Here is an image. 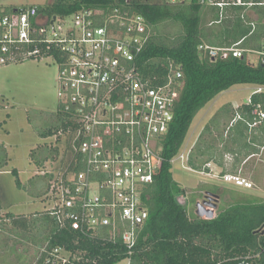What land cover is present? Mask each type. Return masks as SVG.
I'll use <instances>...</instances> for the list:
<instances>
[{"label":"built area","instance_id":"obj_1","mask_svg":"<svg viewBox=\"0 0 264 264\" xmlns=\"http://www.w3.org/2000/svg\"><path fill=\"white\" fill-rule=\"evenodd\" d=\"M130 1L125 0L107 15L101 9L82 8L71 15L48 16L39 13L37 6L0 14V66L52 58L58 66V108L73 123L54 139L65 138V134L73 136V151L78 156L74 164L81 169L61 173L51 182L46 195L50 207L46 211L82 235L93 237L106 229L108 238L120 240L125 248V264H134L131 256L137 236L148 220L146 189L161 168V140L173 122L183 78L178 66L171 68L162 85L155 86L140 74L137 59L151 31L145 18L131 11ZM164 3L213 8L218 17L211 24H219L233 9H241V18L245 19L253 15V9L264 7V0ZM246 23L252 33L255 18ZM243 40L221 47L201 44L198 50L211 61L245 57L251 66L264 63V41L260 49L248 50L241 47ZM263 93L264 87L256 86L245 104L232 102L235 117L231 125L244 120L245 106L251 107L252 120L246 121L249 130L263 125L264 103L252 100ZM190 153L191 149L179 151L171 164L175 160L187 163ZM219 177L238 187H254L240 174ZM177 202L185 206L187 198L180 196ZM192 212L187 210L190 220ZM70 257L63 248H55L43 264H78ZM237 264L251 262L245 257Z\"/></svg>","mask_w":264,"mask_h":264},{"label":"trees","instance_id":"obj_2","mask_svg":"<svg viewBox=\"0 0 264 264\" xmlns=\"http://www.w3.org/2000/svg\"><path fill=\"white\" fill-rule=\"evenodd\" d=\"M50 2V3H49ZM39 7L41 14L66 16L85 9H101L107 15L114 7L121 6L125 0H50ZM131 11L142 15L149 25L151 36L137 59L138 71L153 85H162L172 67L182 71L180 99L174 110V119L168 133L161 140L162 165L152 184L146 189L145 203L148 220L139 231L131 259L134 264H237L241 258L248 257L251 264H264V199L250 194L237 195L235 203L228 208L219 209L212 219H193L187 215V205L182 206L177 198L183 191L174 182L171 173V160L179 153L191 123L198 112L212 99L235 85H254L264 87V63L251 66L246 58L211 61L198 47L231 46L244 39L241 47L248 50L260 49L264 41V7L251 12L253 15L241 18V9H233L229 16L219 24H211L218 17L213 8L196 4H165L161 0H131ZM13 10V9H12ZM0 10V14L12 11ZM256 20V28L251 32L246 23ZM174 25L178 28L171 36L163 34L162 26ZM254 103H264V93L252 97ZM250 106L242 109V122L251 121ZM230 120L231 112L221 110L215 117ZM219 120L212 119L203 129L202 136L208 134L211 142L214 129H219ZM226 125V124H225ZM73 123L60 108L56 111V124L40 132L42 138L54 137L59 131L66 132ZM1 127V124H0ZM64 153L61 170L78 172V156L73 151L76 144L71 134H65ZM220 136V135H219ZM61 138L57 137V141ZM198 152L190 155L188 166L201 168L207 161L202 157L204 150L212 144L197 142ZM252 148L264 147V127L261 136L250 139ZM195 147V148H196ZM46 155L36 164L42 166L46 160H55L59 149L46 148ZM258 154L250 152L248 157ZM0 162V166H1ZM6 164L5 160L3 165ZM16 175V171H13ZM225 173L234 172H221ZM49 177V176H47ZM18 185H20L17 179ZM192 202V201H191ZM36 216V215H35ZM42 225L47 229L44 242L38 246L34 264H43L48 254L55 248H63L78 264H117L127 257L120 240H110L107 230L98 231L96 236L82 235L59 223L47 211L38 214ZM12 223L24 230L33 231L35 224H28L25 216H6ZM2 227V226H0ZM30 227V228H29ZM4 229V228H3ZM23 231V232H24ZM25 235V234H23Z\"/></svg>","mask_w":264,"mask_h":264},{"label":"rangeland","instance_id":"obj_3","mask_svg":"<svg viewBox=\"0 0 264 264\" xmlns=\"http://www.w3.org/2000/svg\"><path fill=\"white\" fill-rule=\"evenodd\" d=\"M49 1L0 0V10L43 7ZM162 30L165 36H171L178 28L170 24L162 26ZM57 77L58 66L50 57L0 66V162H6L0 166V264H34L38 246L45 239L47 228L37 215L50 207L46 195L51 182L63 173L60 160L65 147L64 136L59 141L54 137L40 136L42 130L56 124L59 106ZM255 89L254 85H235L207 103L193 119L180 152L191 149V155L195 149L197 153L199 149L195 145L201 141L212 144V147L204 150L206 154L202 158L207 164L201 168L188 170V162L180 160L171 164L172 178L183 191L182 196L187 198V210L194 212L196 203L202 202L206 192L219 196L214 217L220 208L234 204L237 195L250 194L264 199V147L254 149L250 145L251 138L261 136L264 124L252 130L242 122L231 125L235 117L232 102L245 104ZM222 109L230 110V120L225 121L220 115L215 117ZM212 119L223 123L218 130L214 129L213 143L208 134L202 136L203 129ZM47 147H57L59 156L39 166L36 160L46 155ZM252 151L258 155L248 157ZM208 164L209 168L206 167ZM222 171L240 174L254 187L245 189L226 183L219 177ZM9 213L25 216L29 225L35 224V229L23 232L6 217ZM117 264H125V261Z\"/></svg>","mask_w":264,"mask_h":264},{"label":"water","instance_id":"obj_4","mask_svg":"<svg viewBox=\"0 0 264 264\" xmlns=\"http://www.w3.org/2000/svg\"><path fill=\"white\" fill-rule=\"evenodd\" d=\"M15 12L16 9H13ZM219 197L213 193H206L201 203L197 202L194 214L198 218L212 219L218 209Z\"/></svg>","mask_w":264,"mask_h":264},{"label":"flooded vegetation","instance_id":"obj_5","mask_svg":"<svg viewBox=\"0 0 264 264\" xmlns=\"http://www.w3.org/2000/svg\"><path fill=\"white\" fill-rule=\"evenodd\" d=\"M206 193H212V192H206ZM213 194H216V193H213ZM219 197V196H218ZM203 201V200H202ZM218 206H219V203H218Z\"/></svg>","mask_w":264,"mask_h":264},{"label":"crops","instance_id":"obj_6","mask_svg":"<svg viewBox=\"0 0 264 264\" xmlns=\"http://www.w3.org/2000/svg\"><path fill=\"white\" fill-rule=\"evenodd\" d=\"M258 154L252 155V157L257 156Z\"/></svg>","mask_w":264,"mask_h":264}]
</instances>
